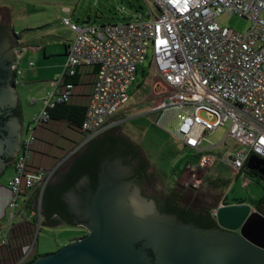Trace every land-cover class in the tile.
<instances>
[{"label":"built area","instance_id":"1","mask_svg":"<svg viewBox=\"0 0 264 264\" xmlns=\"http://www.w3.org/2000/svg\"><path fill=\"white\" fill-rule=\"evenodd\" d=\"M144 1L148 17L133 22L79 27L70 17L62 19L74 37L67 47L62 72L41 100L42 108L33 120L29 139L21 138L13 175L7 184L11 196L8 220L0 232V247L7 244V234L16 220H30L24 213L27 202L39 187L41 198L58 171L60 164L50 169L30 167L33 134L50 121L51 110L69 103L74 88L71 79L79 69L94 72L92 93L80 128L85 138L61 164L80 147L123 123L115 116L128 101V90L148 54L152 67L148 97L153 105L149 114L156 116V124L180 147L201 155L196 163L185 164L179 180L184 179V189H197L215 164L213 155L204 154L203 144L205 136L220 127L227 126V132L219 145L226 146L227 139L238 145L227 148L220 161L235 179H243V186L250 182L245 177L251 172L247 169L249 159L255 156L264 160V0ZM63 11L70 14L68 8ZM223 13L247 20L249 27L240 33L219 26L216 18ZM36 51L35 47L16 45V63L11 70L14 85L21 84L20 63ZM33 66L32 61L27 63L28 68ZM223 206L229 205L222 200L210 210L215 222ZM38 214L40 199L37 217Z\"/></svg>","mask_w":264,"mask_h":264},{"label":"rangeland","instance_id":"2","mask_svg":"<svg viewBox=\"0 0 264 264\" xmlns=\"http://www.w3.org/2000/svg\"><path fill=\"white\" fill-rule=\"evenodd\" d=\"M64 8H68L70 14L64 12ZM148 15L149 9L144 0H0V24L1 17L3 21L9 20L11 29L17 36V43L26 44L34 43L31 41V31L37 30L47 32L46 34L50 36L45 39L52 40V42L53 40L60 43L71 41L73 33L62 24L64 17H70L72 23L82 27L123 24L137 19H145ZM216 22L221 27L231 28L240 33L245 32L249 27L247 20L227 13L220 14L216 18ZM28 61L27 57H24L20 68H24ZM85 82L86 85H91V79L88 78ZM151 84L152 67L151 57L148 54L143 64L138 67L135 81L128 90V101L115 116V119L123 123L117 127V130H114V132H124L141 149L148 163L150 174L153 176L145 182L150 189L154 193H156L155 191L164 193L178 188L177 192L182 194L180 204L193 209L204 207L212 210L222 200H225L229 206L238 205L244 201L258 209L259 203L264 200V181L251 172H247L245 177L250 182L248 186H243V179L241 177L235 179L231 170L220 161L227 148L238 147L230 139H227L226 146L219 145L226 135L227 126L220 127L205 136L204 154L213 155L216 162L203 176L201 185L197 189L185 191L182 187L184 179L180 181L181 183L179 182L183 168L187 162L196 163L201 155L196 156L191 151L180 147L174 137L159 127L152 119L153 116L149 112L153 109V105L148 97ZM14 87L19 96L22 116L21 138L28 140L29 130L34 129L33 120L40 113L41 100L46 91H42L43 87L39 84L35 86H30V84L14 85ZM53 123L43 126L49 133V140L45 142L46 145L42 142V147H44L45 153L50 152L45 157V160H53L50 168L60 164L58 168L60 172L68 162L74 159L77 153L86 149L87 144L80 147L70 159L61 164L82 144L85 137L77 127L66 123L52 125ZM33 137L36 136L33 134ZM39 157L40 152L38 151V155L34 154L33 157L34 162L38 164L31 167L37 168L40 165ZM12 172L13 168L9 167L0 174V186L7 187ZM28 206H30L29 202H27L24 213L31 218L33 211L31 212L27 208ZM259 212L264 214V208H261ZM7 213L8 210L5 209L4 216L0 217L2 225L7 223ZM16 222L18 221L16 220ZM30 222L33 220L31 219ZM32 224L33 237L27 248L28 251L35 241L30 251L32 255L52 254L73 240L81 238L85 233L83 229L72 226L50 227L44 218L42 220L40 218V221L38 219L36 223Z\"/></svg>","mask_w":264,"mask_h":264},{"label":"water","instance_id":"3","mask_svg":"<svg viewBox=\"0 0 264 264\" xmlns=\"http://www.w3.org/2000/svg\"><path fill=\"white\" fill-rule=\"evenodd\" d=\"M15 63L9 40L1 37L0 174L17 155L21 142L19 96L11 75ZM105 164L83 211L86 221L81 227L86 235L26 264H264V215L257 210L243 204L223 206L218 210L217 228L201 229L161 214L140 189L145 196L155 193L145 182L138 187L120 161H113L108 171ZM247 169L264 178V160L252 156Z\"/></svg>","mask_w":264,"mask_h":264},{"label":"trees","instance_id":"4","mask_svg":"<svg viewBox=\"0 0 264 264\" xmlns=\"http://www.w3.org/2000/svg\"><path fill=\"white\" fill-rule=\"evenodd\" d=\"M86 109L87 107L71 106L69 103L59 105L50 111V121L59 118L61 121L80 129L85 118ZM17 115L21 116L20 108L17 111ZM114 142L115 140L108 132L90 141L86 145V149L77 153L74 157L71 169L66 177L65 184L61 187L56 186V184H48L45 187L40 201L41 220L44 216L49 218V216L58 212V209L62 207L61 196H63L64 192L69 188H74L81 178H86L89 181V189L93 194L97 186L96 170H98L101 161L105 158L108 160H112L114 157L122 160L124 158L123 155L114 147ZM123 163L126 164L125 160H123ZM144 167H146V165H144ZM133 172L138 176V185L142 184L145 181L143 169L140 171L133 170ZM251 173L264 181V178L257 172ZM177 189L178 188H175L170 192H164L160 199H155L156 208L161 214L174 215L183 223H191L201 229L217 228V224L209 209L204 207L193 209L182 206L180 204L182 194L181 192H177ZM187 190L188 189H185V191ZM38 202L39 189L33 192L29 200L30 206L27 207L31 212H35V216L30 218L33 222L27 220L14 224V227L7 234V244L0 247V264H17L27 253V248L33 237L32 223H36L38 220L36 215ZM223 202L224 205H228L225 203V200H223ZM242 203H244V201L239 204ZM262 205H264V201L259 203L257 209L258 211H260ZM2 227L3 225L0 223V232ZM38 257H40V255H32L29 253L23 264L32 262Z\"/></svg>","mask_w":264,"mask_h":264},{"label":"crops","instance_id":"5","mask_svg":"<svg viewBox=\"0 0 264 264\" xmlns=\"http://www.w3.org/2000/svg\"><path fill=\"white\" fill-rule=\"evenodd\" d=\"M31 41H34L33 44H26V43H17L18 46L21 45H28L31 47L37 48V51L35 53H29L26 55L27 61H32L34 63V66L32 68H28L27 65L22 68V77H21V84L20 86H25L26 84H30V86L40 85L42 86V91H49V88L51 90L52 82L53 80L62 72V68L65 62L66 57V50L70 42L67 41L65 43H60L57 41L52 42V40H46L45 38L47 36L46 33L42 30L37 31H31ZM49 32V31H48ZM15 35V34H14ZM74 37V34H73ZM72 37V39H73ZM57 38V37H55ZM15 39H17V36L15 35ZM17 42V40H16ZM91 79V86L86 85L85 81L86 79ZM73 85L75 87L73 88L72 95L69 100V105L71 106H79V107H87L90 99V95L92 93L93 88V82H94V72L92 69H79L77 76L71 80ZM45 84V85H44ZM20 107V104H19ZM42 105L40 107L39 112L41 111ZM22 119V116H21ZM51 122H54L52 125H59V123H66L64 121H61L59 118L56 120H51ZM68 124V123H66ZM47 129L43 127H38L34 131V141L32 145V154L30 159V167L33 165H37L34 160V154L38 155V151L40 152V161L39 166L37 168H43L48 169L52 166L53 160L52 159H46L45 157L49 153H45L44 147H42V142L46 145V141L49 140ZM39 139V141H38ZM16 157V156H15ZM37 159V157H36ZM13 161L9 167H13ZM45 164V165H44ZM44 166V167H42ZM8 167V168H9ZM32 169H35L31 167ZM7 169V168H6ZM59 171H57L58 173ZM13 175V172H12ZM10 176V178L12 177ZM9 178V180H10ZM8 180V181H9ZM10 191L6 187L0 186V217L4 216V211L7 209L9 200H10ZM1 223V220H0ZM2 224V223H1ZM38 255V254H37Z\"/></svg>","mask_w":264,"mask_h":264},{"label":"flooded vegetation","instance_id":"6","mask_svg":"<svg viewBox=\"0 0 264 264\" xmlns=\"http://www.w3.org/2000/svg\"><path fill=\"white\" fill-rule=\"evenodd\" d=\"M1 24H0V38H5L9 40L10 47L14 49L17 45L14 32L11 29L10 21H3V18L1 17ZM12 75V83H13V74ZM118 128H115L111 131H109V135L115 140L114 147L123 155V160H125L126 164L123 163L122 159L119 158H112V160L103 159L100 163V166L98 170H96V174L99 173L101 164L106 161L105 164V171H108V169L111 166V163L115 160H118L124 165L125 167L129 168L130 173L132 174V178L134 183L139 187L137 180L138 176L133 172L140 171L143 169V172L145 174V181H148L153 176L150 174L149 166L144 158L141 149L139 146L135 143H133L124 132L122 131H115ZM73 160L71 162H68L65 167L60 170V172L56 173L55 176L52 178L50 185L56 184V186H63L66 181V177L71 169ZM146 165V167H144ZM143 167V168H142ZM82 181V183H80ZM141 194L148 200H152L155 203V199H160L162 194L160 191H155L154 196H145L144 192L140 189ZM92 195V191L89 189V181L86 178H81L78 183L75 185L74 188H69L66 190L61 196L62 201V207L58 209V212L54 215L44 216L43 218L45 221L53 226H72L73 228L77 229H83L81 226L86 221L83 216V211L85 207L89 204L90 198ZM264 201V200H263ZM264 208V205L261 206ZM84 230V229H83ZM85 231V230H84ZM86 231L82 237L86 235Z\"/></svg>","mask_w":264,"mask_h":264},{"label":"snow or ice","instance_id":"7","mask_svg":"<svg viewBox=\"0 0 264 264\" xmlns=\"http://www.w3.org/2000/svg\"><path fill=\"white\" fill-rule=\"evenodd\" d=\"M262 143H264V141H262Z\"/></svg>","mask_w":264,"mask_h":264}]
</instances>
